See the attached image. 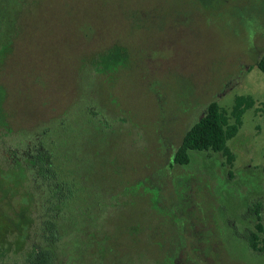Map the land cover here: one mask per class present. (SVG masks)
I'll return each mask as SVG.
<instances>
[{
    "label": "rangeland",
    "instance_id": "rangeland-1",
    "mask_svg": "<svg viewBox=\"0 0 264 264\" xmlns=\"http://www.w3.org/2000/svg\"><path fill=\"white\" fill-rule=\"evenodd\" d=\"M0 22V211L29 222L3 263L48 244L50 193L29 153L49 130L57 186L75 192L57 264H193L191 247L194 264H264L247 243L256 203L264 225V0H0ZM238 97L252 104L231 164L191 152L170 166L207 106L229 114Z\"/></svg>",
    "mask_w": 264,
    "mask_h": 264
},
{
    "label": "trees",
    "instance_id": "trees-1",
    "mask_svg": "<svg viewBox=\"0 0 264 264\" xmlns=\"http://www.w3.org/2000/svg\"><path fill=\"white\" fill-rule=\"evenodd\" d=\"M1 26H3V22H0V36L6 33L3 32ZM2 39L5 38L0 37V65L9 51V49H3L8 44V40H5L4 42ZM256 66L264 75V53L258 59ZM3 97L4 93L2 90H0V111ZM251 104L252 102L249 99L238 97L235 99V104L229 114L221 109L215 102L209 104L205 113L186 131L180 146L173 155V163H170V166L175 164L178 166L188 165L190 162L191 152L219 153L225 156L228 162L231 164V161H233V155L227 147V142L237 134L238 128L241 125V118L244 112L251 107ZM49 134V130L42 131L38 137L39 147L37 146L35 153H29L32 161L34 162L33 167H31L33 171L32 180L36 183V178L41 179V182L45 185L44 187L48 190H46V193H50V195L45 198L44 203L47 205L48 210L52 214L51 219L44 222L45 224L43 229L44 238L48 241V244L47 246L42 244L31 246L29 252L27 253V258L23 264H57V250L60 248L59 246L57 249V244H59L63 236L60 233V227H62V223L65 224L66 221H69L68 213H71V200H74L75 198L73 186L69 184L66 185V187L65 185L57 186V181H59V183H65L62 182L58 177L59 175L57 171V165L55 164L53 147L50 146L53 145V140L49 138ZM17 150H19V148L14 149L11 155L6 152L4 158L7 163H14L13 161L19 160L16 159L17 156L24 154L22 153L23 149L21 151L19 150L22 154ZM29 151L33 152L31 147L28 148V152ZM57 188L59 189L58 192L55 190ZM64 191L65 194L62 195L61 192ZM35 202H31L30 200L28 201L29 213L33 210L38 211L40 208V203L35 205ZM46 202L49 203L46 204ZM44 207L45 206H43V208ZM260 209L261 205L259 203L254 204L251 209L255 219L254 231H252L247 236L248 248L254 253L264 252V225L262 223ZM57 212H61V214L57 216ZM0 215L3 222V227L0 229V264H8L5 262L3 263L2 256L8 251H13L15 254H17L23 250L25 238L21 235L20 228L23 225H29V222L27 221L26 223L21 221L20 225L18 226L5 219L6 217L3 216L1 211ZM52 220L57 221V226L52 222ZM39 229L41 230V227ZM8 235H13V242H8L6 240ZM40 237L42 238L41 233Z\"/></svg>",
    "mask_w": 264,
    "mask_h": 264
},
{
    "label": "flooded vegetation",
    "instance_id": "flooded-vegetation-1",
    "mask_svg": "<svg viewBox=\"0 0 264 264\" xmlns=\"http://www.w3.org/2000/svg\"><path fill=\"white\" fill-rule=\"evenodd\" d=\"M192 238H189L188 239V244H187V246L189 245V243H192V244H201L202 242L201 241H198L196 238H193V240L194 239H196V241H192L191 240ZM183 240V239H182ZM184 241V240H183ZM185 241H184V243H182V244H180L179 246H178V248H177V250H178V252L180 251V249L182 248L183 249V251H184V248H186V246H185ZM191 244V245H192ZM181 245H183V247L181 246ZM193 246V245H192ZM190 252H191V255L194 257V259L193 258H191V260H193V264L196 262L195 260H197L196 259V257H195V253H198V250H196L194 247H191V250H190ZM203 255V254H202Z\"/></svg>",
    "mask_w": 264,
    "mask_h": 264
}]
</instances>
